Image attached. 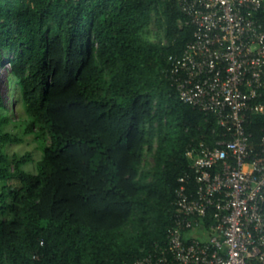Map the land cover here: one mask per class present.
<instances>
[{
	"label": "trees",
	"instance_id": "16d2710c",
	"mask_svg": "<svg viewBox=\"0 0 264 264\" xmlns=\"http://www.w3.org/2000/svg\"><path fill=\"white\" fill-rule=\"evenodd\" d=\"M186 18L174 0H0V70L24 116L21 135L5 128L0 80V264H125L166 243L186 149L221 132L166 75ZM153 21L164 40L143 36ZM246 128L258 144L264 116ZM29 134L33 173L30 151L7 150Z\"/></svg>",
	"mask_w": 264,
	"mask_h": 264
},
{
	"label": "built area",
	"instance_id": "2783aa9c",
	"mask_svg": "<svg viewBox=\"0 0 264 264\" xmlns=\"http://www.w3.org/2000/svg\"><path fill=\"white\" fill-rule=\"evenodd\" d=\"M174 1L193 35L166 75L221 132L186 149L166 243L125 264H264V134L246 128L264 116V0Z\"/></svg>",
	"mask_w": 264,
	"mask_h": 264
},
{
	"label": "rangeland",
	"instance_id": "374dc122",
	"mask_svg": "<svg viewBox=\"0 0 264 264\" xmlns=\"http://www.w3.org/2000/svg\"><path fill=\"white\" fill-rule=\"evenodd\" d=\"M145 38H148L149 40L156 41L159 38L161 40H164V37L160 33L156 23L153 21L145 30L144 35ZM6 68H2L0 70V80H1V87L2 92L4 93V100L6 101L7 106H9L10 115H13L12 117L15 119L14 121H11L5 128L10 130L13 129L15 132L22 134V130L20 126H17V123L22 122L24 119V116L22 114V104L20 102L16 101L17 92H11L8 88V85L6 84ZM3 82V83H2ZM14 103V104H13ZM16 107V113L12 114L11 112V106ZM24 140L21 143L18 144H10L7 146V150L10 153L16 152L19 154L24 153L25 151H30L32 154V159L29 160L27 163L24 164L23 168L28 172H35L36 170V161L41 156V143L37 140H35L34 134L24 135ZM155 145V142H154ZM145 166L151 165L153 163V157L150 152L146 150L144 151V157H143ZM3 182H0V186H2Z\"/></svg>",
	"mask_w": 264,
	"mask_h": 264
}]
</instances>
